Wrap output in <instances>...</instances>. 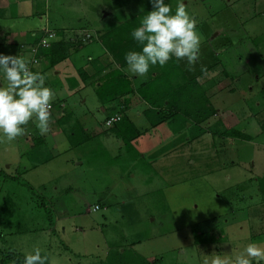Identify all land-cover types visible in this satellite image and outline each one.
<instances>
[{"label":"rangeland","instance_id":"obj_1","mask_svg":"<svg viewBox=\"0 0 264 264\" xmlns=\"http://www.w3.org/2000/svg\"><path fill=\"white\" fill-rule=\"evenodd\" d=\"M36 2L35 12L44 15L39 27L47 19L55 27L81 28H69L66 35L63 30H52L57 40L60 38L63 42L66 58L69 52L90 43L85 40L89 33L82 28L95 26L96 33L103 35L135 16V22L141 25L152 10L149 0H29L25 5ZM165 2L171 7L170 14H174L180 0ZM183 2L196 22L200 49L193 64L186 58L172 61L177 62L189 80L195 79V85L201 88L197 93L198 103L203 108L201 100L206 99L209 107L204 110L210 109V115L203 123L193 119L195 122L190 127L175 117L178 132L171 147L175 151L171 158L159 156L164 152H155L151 155L156 157L151 161L155 165L149 163L148 155L138 157L134 150L116 154L110 164L129 169L114 173L117 176L126 172L124 180L116 183V187L110 184L113 197L109 204L94 211L98 201L94 192H101L109 183L102 170L98 174L103 181L92 184L89 180L77 179L67 190L63 180L81 177L80 170L72 171L79 172L76 175H71L69 170L64 175L60 173L62 177L56 182L51 177L60 175L52 167L21 175L25 157H19L16 142L0 140V172L3 173L0 177V258L6 252L24 257L39 248L41 255L48 257L46 264H106L109 256L115 254L132 258L135 264H204L205 260L211 264L215 256L224 259L226 264H234L235 257L248 244L264 248V0ZM37 18L28 23L37 24ZM24 23H27L24 19L18 21L19 25ZM113 36L120 44L122 37ZM127 48L108 46L113 61L120 63ZM9 52L14 55L15 49ZM115 68L118 66L114 64L112 74L125 78L124 85L131 84L132 89V94L110 102L109 113L120 115L134 98L141 100L138 89L145 80H154L155 73L169 72V69L150 67L146 74L137 76L128 73L126 63L119 66L122 72ZM79 69L75 71L81 79ZM95 69L93 66L92 77L85 74L87 78L80 81L84 86L98 89L100 94L96 92V96L100 102L110 97L111 92L115 95L125 91L118 79L115 85L104 84L102 65ZM179 73L173 64L171 76L175 77L169 80L171 89L182 85L183 76ZM2 81L7 87L6 79ZM101 85L105 87L99 88ZM159 85L162 83L148 86L147 95L162 99L165 92ZM187 88L188 92L194 91L192 85ZM144 127L141 136L147 133ZM147 128L150 129L149 125ZM232 129L249 136L251 141L223 136V132ZM123 131L133 143L136 138L130 139L135 136L132 128ZM162 134L142 142L144 149L149 144L161 143ZM167 143L163 142L161 150L167 149ZM100 162L104 163L103 159ZM169 162L171 167L165 173ZM86 175L91 178L90 174ZM36 179V184L43 188L28 184ZM7 197L11 205L6 203L3 210L1 203ZM209 237L219 238L218 242L202 244Z\"/></svg>","mask_w":264,"mask_h":264},{"label":"crops","instance_id":"obj_2","mask_svg":"<svg viewBox=\"0 0 264 264\" xmlns=\"http://www.w3.org/2000/svg\"><path fill=\"white\" fill-rule=\"evenodd\" d=\"M26 2L28 3L29 0H0V53L10 55L9 51L14 48L15 52L13 56H23V58L28 61L30 57V54L27 51L28 47L33 45V39L38 37L41 31L45 28L55 31L63 30V34L65 35L69 32V28L81 29L76 28L75 25H62L61 27H55L56 24L50 23L47 19H45L43 27L41 28L39 27V23L44 19V15L40 12H35V10L38 9L37 2L34 5L32 3L30 5H25ZM106 16L107 15H104L103 18H106ZM35 17H38L37 24L32 25V23H28V20H34ZM21 19L26 20L27 23L19 25L18 21ZM120 23L118 25H120ZM82 29H85V31L89 33L91 39L92 34L95 36L90 43L82 45L72 52H69L70 54L68 58H66L67 55L62 53L63 48L60 51H56V58L64 59L52 68H49L47 61L42 58L39 63L31 69L32 72H39L43 75L45 78V86L53 91L51 107L49 109L50 116L48 130L42 134L36 127L35 119H32L27 125L23 126L25 128L24 134L16 137L12 141L13 144H15V142L17 144L20 153V156H18L25 157V166L19 171L21 175L34 172L38 173L41 169L49 167H52V169H54L53 172L57 171L56 173H59V175L60 173L64 175L68 170L71 171V175H76L79 172L75 173L72 171L80 170L81 177L75 178L77 177L76 175L66 178L67 180H63L62 184L67 190L72 188V182L78 181L77 179L89 180L92 184H95L99 180L103 181L101 175L98 174V170H102L104 172V177H107L109 183H107L101 192H94V195L98 200L94 206H98L99 209L102 206L109 204L110 199L113 197L110 190V184L112 183V186L114 187L116 183L123 181L125 178L126 172L123 174L120 173L117 176H115L114 173L129 169V167L120 169L115 165L110 164L115 160L116 154L121 155V153H128L129 151L134 150L138 157L148 155L147 157H150L149 163L151 165L154 163L151 161L156 159V157L151 155L157 151L164 152L160 153L159 156L171 158L172 152L175 151V148L172 149L171 147L172 142L176 140L175 137L177 136L178 131L176 130L177 126L175 125L178 122L176 120L173 123L162 124L158 126L157 129L155 128L154 130L149 131L148 128L146 129V125H149L145 117L146 104L144 101H139V99L134 98L130 105L125 106V111L122 112V116L127 118L139 132H143V127L145 126L144 131L147 133H145L144 136L139 135L136 139L135 136L130 138L131 140L135 139L134 142L125 146L121 138L117 136L122 134L126 140L128 139V134L125 133L123 129H121V131L119 128H116L112 131V129L105 128L103 122L105 118L110 115L109 112L111 110L109 108L112 106L110 105L111 103L106 101L108 103L103 102L101 104L102 101L100 102L96 96L98 89L82 85L81 81L83 80L78 78L75 69L80 68L87 76L92 77L91 74L93 72H91V70L93 69V66L95 69L96 67L100 68L102 65L105 70H102L101 76L103 78L105 76L106 79L104 80L105 82H103L108 86L112 83L115 77L112 74L113 65H117L119 71L122 72L119 66L122 67L126 62L125 59H122L121 63L113 61L107 47L110 46L111 38L105 36L108 31L104 32L103 35H99L96 33L97 30L95 26L93 29ZM95 34H97V36ZM70 37L72 38L71 34ZM59 41H61V39L59 38L57 40L56 36V40L52 44ZM132 51L135 50L132 49ZM175 58L176 57H173V59ZM179 68V74L183 76L180 83H183L185 81L184 79L189 80L188 75H186L181 67ZM118 69L115 68L114 70L116 71ZM153 72L156 71H152L151 73ZM168 73L169 76H171V70H169ZM155 75H158V73H155ZM95 77L96 75L94 74L93 80ZM149 77L150 76H148V78ZM3 79V75L0 74V85L2 86L4 84L2 81ZM149 80H145L144 83ZM95 84L97 85L99 82L96 81ZM169 88L171 90L172 86ZM141 89L143 90V88ZM87 90H90V92H87ZM158 100L161 101L162 99L158 98ZM162 103L164 104L163 101ZM118 104L120 103L118 102ZM176 118L179 119L181 117ZM187 124V127H190L191 123ZM161 132H163V137H160L159 139L161 140V143L153 145L149 144V146L144 149L142 142L149 141L156 137V135H161ZM188 140L189 138L187 139V142ZM165 141H168L167 149L163 151L161 149H163L162 144ZM22 144L26 149H23L24 146ZM129 146H131L132 150H130V148L127 149ZM113 155L115 156L114 159ZM101 158L104 162L102 164L100 162V160H102ZM167 167H171L170 162L169 166H166V170H164L165 173L168 172ZM164 171L162 170V173ZM86 173L90 174L91 178L88 177ZM61 177L62 175L51 177V181L56 182V180ZM142 180L146 181V178L143 177ZM37 182L36 179L34 180V183L28 181V184H31V187H38L39 185L36 184ZM42 186L43 185L39 187ZM56 189L57 188L54 190L56 191Z\"/></svg>","mask_w":264,"mask_h":264},{"label":"clouds","instance_id":"obj_3","mask_svg":"<svg viewBox=\"0 0 264 264\" xmlns=\"http://www.w3.org/2000/svg\"><path fill=\"white\" fill-rule=\"evenodd\" d=\"M149 3L152 10L131 32L132 38L142 47L139 52L125 54L128 73L143 76L150 66L159 64L162 67L172 57L186 58L193 64L200 49V37L183 0L177 4L174 14H170L171 7L165 0H149ZM0 74L7 81V87L0 85V140L12 141L23 135V126L33 118L40 132L45 133L53 91L45 86L44 76L30 71L23 56L3 53H0ZM47 259L35 248L32 253L25 254L23 264H46ZM253 259L256 264L264 262V248L250 243L235 257L234 264H253ZM211 264H226V261L215 256Z\"/></svg>","mask_w":264,"mask_h":264},{"label":"trees","instance_id":"obj_4","mask_svg":"<svg viewBox=\"0 0 264 264\" xmlns=\"http://www.w3.org/2000/svg\"><path fill=\"white\" fill-rule=\"evenodd\" d=\"M135 17L130 18L129 20H125L124 22L120 23V25L116 26L115 28L109 30L107 32V34L105 36H107L108 38H114L112 41H110V45L113 46H119V47H125L128 46L126 53L129 51H132V49L136 50H141V45L138 44L131 36V32L133 29L137 28L140 26L139 23L135 22ZM113 34H115V36L117 37H122V40L120 42V44H117L115 37L113 36ZM38 37H35L32 41V44H36ZM105 43V42H104ZM31 44V45H32ZM75 44V43H72ZM71 44V45H72ZM106 45V44H105ZM132 45H134L135 47L132 48ZM65 46H63V42L59 41L55 44H51V46L46 49V50H39L38 51V56H40V60L43 58L47 61L48 63V67L52 68L58 61L64 59V58H60L57 59L56 58V51H60L62 50V53H65ZM108 47V46H107ZM58 48V49H56ZM132 48V49H130ZM109 50V49H108ZM138 51V52H139ZM65 55V54H64ZM125 59V58H124ZM39 60V61H40ZM122 60V59H120ZM173 58H171L164 66H160L159 64L151 66L153 68H162L166 71L172 70V65H175V68H177L180 71L179 66L177 65L176 61H172ZM38 61V63H39ZM118 60H116L117 62ZM171 62V64H170ZM120 63V62H117ZM169 66V67H168ZM150 68V67H149ZM33 69V68H32ZM78 75L80 76V78L84 81L87 77L85 75V73L82 70H78ZM114 79L111 83L112 84H116L117 79H118V83L121 86V88H125V91L123 93H113L115 95H112L111 93L109 94L110 97H105V98H101L102 102H111V101H115L118 97H123L127 94H132V89H131V84H126L124 85V82L126 81V79L123 77H121L119 74H114ZM172 78H174L173 76H169V73L166 72L164 74H158L155 76L154 80L151 79L150 81L146 82V83H142V85L140 86V88L138 89V92L140 94V99L142 101H144V103L146 105H148V108H146L145 110V117L147 119V123L149 124L150 129H148L149 131L154 130L155 128H157L158 126L162 125V124H166V123H173L175 117H181L185 123H192L195 122L193 119H197L196 122L198 123H203L205 121V117L207 115H210V109L208 110V112L204 109H208V101H206V99L201 100L202 104H203V108H201V106L199 105V95H197V93L199 94L200 89L195 85L196 82L194 81L195 79H190V80H185L182 85H177L175 88L173 87V89L170 90L169 87H171L169 80ZM158 83H162V91L165 92V95L162 97V100L159 101L157 98H153L150 95H147V89L148 88H152L153 85H156ZM192 85L194 88V91H187V87ZM149 86V87H148ZM105 87V86H103ZM102 85L99 88H103ZM148 87V88H147ZM165 87L167 89H165ZM143 88V90L141 89ZM147 88V89H146ZM97 93L100 94L99 91H97ZM98 96V95H97ZM99 97V96H98ZM100 98V97H99ZM110 98V99H108ZM194 99V100H193ZM162 101L164 102V104L162 103ZM112 102V103H113ZM166 104V105H165ZM117 113H113L108 115L107 117L114 115ZM120 115V114H118ZM125 129V128H132V130L135 132V138H137L139 135H141V133L143 132H139L133 125L132 123H130V121L125 118V120L123 119V116L121 115V119L118 123H116L112 128V131H114V129ZM122 131V130H121ZM118 137L121 138L122 142L124 143L125 146L130 145L131 142L126 140L124 138V136L122 134L117 135ZM223 136L230 138V139H238V140H244V141H251V138L245 134H242L241 132H238L236 129H232V130H227L226 132H223ZM131 149V146L127 147V149ZM3 173L0 172V177H2ZM4 179V178H2ZM262 195L264 197V187L262 190ZM6 203H9L11 205V199L7 197V199L5 198V200L1 203V209L5 208ZM219 238H213V237H209L206 238L205 240H203L202 244H208V243H217ZM200 244V243H198ZM24 261V257L20 256L18 254H13L10 252H6L4 254H1V258H0V264H23ZM109 261V262H108ZM134 260L132 258H128V257H124L119 256V254H115L114 256L110 257L107 260L106 264H135L133 262Z\"/></svg>","mask_w":264,"mask_h":264},{"label":"built area","instance_id":"obj_5","mask_svg":"<svg viewBox=\"0 0 264 264\" xmlns=\"http://www.w3.org/2000/svg\"><path fill=\"white\" fill-rule=\"evenodd\" d=\"M55 40L56 34L52 30L45 28L41 31L37 43L28 47L27 51L30 54V57L27 62L30 71L35 65L38 64V61L40 60V56H38V51L48 49ZM85 40L91 41V36L87 35L85 37ZM120 119L121 115L118 114L106 117L103 122V126L107 129L112 128L116 123L120 121ZM92 210H98V206H94Z\"/></svg>","mask_w":264,"mask_h":264}]
</instances>
